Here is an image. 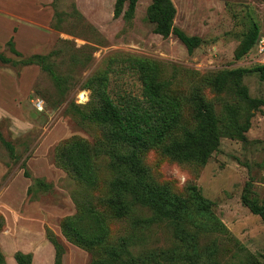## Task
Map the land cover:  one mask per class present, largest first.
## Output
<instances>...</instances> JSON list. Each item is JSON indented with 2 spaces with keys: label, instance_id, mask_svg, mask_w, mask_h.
I'll return each instance as SVG.
<instances>
[{
  "label": "rangeland",
  "instance_id": "obj_1",
  "mask_svg": "<svg viewBox=\"0 0 264 264\" xmlns=\"http://www.w3.org/2000/svg\"><path fill=\"white\" fill-rule=\"evenodd\" d=\"M116 1L0 0V52L20 60L7 45L13 38L24 57L54 53L48 70L0 62V75L15 80L6 95L0 91V110L16 114L0 119L2 137L15 151L0 141V250L6 264H18V252L31 254L32 264H53L50 234L64 248L63 264H95L132 234L135 255L172 250L197 264H264V224L242 202L250 184L252 197L264 205V79L254 71L264 65V0H172L174 26L203 41L193 54L174 35L156 33L147 15L151 0H139L131 19L124 17L128 4L114 17ZM255 27L259 40L241 55ZM132 59L154 65L158 79L168 83L165 94L180 103L176 127L149 148L114 141L109 126L84 120L75 109L90 115L100 108L90 81L106 72L112 97L140 94ZM196 91L213 109L219 146L206 160L173 159L165 148L197 130ZM77 143L90 155L93 185L65 160L67 148ZM114 153H136L153 183L185 201L187 243L165 223L139 224L134 233L136 220L154 217L138 203L131 216L117 214L111 204ZM85 212L98 216L107 234L101 244L80 249L62 229L64 220Z\"/></svg>",
  "mask_w": 264,
  "mask_h": 264
},
{
  "label": "trees",
  "instance_id": "obj_2",
  "mask_svg": "<svg viewBox=\"0 0 264 264\" xmlns=\"http://www.w3.org/2000/svg\"><path fill=\"white\" fill-rule=\"evenodd\" d=\"M139 0H117L114 17L117 19L122 15L123 7L128 4V10L124 17L133 18ZM149 20L155 24L157 34L168 37L174 35L187 48L189 54L199 48L203 41L200 37L189 36L181 29L174 26L176 8L172 0H151L147 10ZM259 40V29L255 27L246 37L242 46V54L250 51ZM7 45L11 53L20 58L14 60L0 52V62L6 65L27 67L36 65L43 70H48L46 65L54 53L49 55L34 54L24 57L14 46L13 38ZM130 69L137 71L142 85L140 94L132 92L118 93L114 98L109 92L110 77L108 73L95 77L90 85L96 89L100 108L90 115H86L75 105L77 113L84 120H90L110 128V135L114 141L129 142L139 148H149L161 144L166 136L176 127L180 118V103L165 94L168 88L166 81L158 79L156 68L151 63L132 59ZM254 71L259 72L264 79V65L258 66ZM59 86L60 79L53 75ZM196 109L197 130L186 134L182 141L174 142L167 148L165 153L173 159L199 160L207 159L209 155L218 148L220 132L217 126L213 109L206 102L200 91H196L192 98ZM2 141L15 154L10 143ZM111 167L117 173V179L113 183L116 198L112 201L120 217L131 216L136 203L153 211L154 217L138 219L134 223V229L141 224L143 227L155 222L165 223L171 228L175 237L183 242L188 241L190 232L187 223L189 211L186 203L181 197L169 192L166 187L153 183L149 171L142 165L136 153L121 156L113 154ZM65 160L73 172L83 182L93 185L95 182L94 171L90 163V155L85 145L73 144L65 151ZM25 176L30 177L25 171ZM36 185L48 188L49 185L43 180L36 179ZM32 188L29 189L31 191ZM251 185L248 184L242 195V202L252 214L259 216L264 224V205L252 197ZM0 218L5 223V218ZM94 221V222H92ZM63 234L72 240L78 248H91L103 242L107 231L101 219L91 212H85L78 217L67 218L63 222ZM138 231L135 229L134 233ZM134 236H128L121 240L118 249L110 250L106 259L96 261L95 264H197L194 260L184 258L172 250H151L135 255L129 249L133 243ZM51 243L55 250L53 264H63L65 251L55 235L50 234ZM49 238V239H50ZM196 236L190 245L195 242ZM18 264H32V255L18 252L15 255ZM187 262V263H186ZM0 264H6L4 255L0 250Z\"/></svg>",
  "mask_w": 264,
  "mask_h": 264
},
{
  "label": "crops",
  "instance_id": "obj_3",
  "mask_svg": "<svg viewBox=\"0 0 264 264\" xmlns=\"http://www.w3.org/2000/svg\"><path fill=\"white\" fill-rule=\"evenodd\" d=\"M20 52V51H19ZM21 53V52H20ZM0 78L2 79V83H3V87L1 88L0 87V91H3V92H5V95H6V93L8 92L7 90H6V87H8V85H11L12 83L11 82H13V78H12V76L10 75V74H5V75H0ZM15 81V80H14ZM4 100H6L5 98H4ZM17 107V106H16ZM18 110V109H17ZM18 114V113H17ZM15 113H3L1 110H0V119H2L3 117H6V116H8V117H10V118H12V119H15ZM78 248V247H77ZM64 259V258H63ZM54 263V262H53Z\"/></svg>",
  "mask_w": 264,
  "mask_h": 264
},
{
  "label": "built area",
  "instance_id": "obj_4",
  "mask_svg": "<svg viewBox=\"0 0 264 264\" xmlns=\"http://www.w3.org/2000/svg\"><path fill=\"white\" fill-rule=\"evenodd\" d=\"M261 51H264V47L261 48ZM39 106H42V104L40 103Z\"/></svg>",
  "mask_w": 264,
  "mask_h": 264
}]
</instances>
